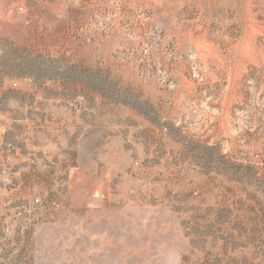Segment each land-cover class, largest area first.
Masks as SVG:
<instances>
[{"label":"rangeland","instance_id":"374dc122","mask_svg":"<svg viewBox=\"0 0 264 264\" xmlns=\"http://www.w3.org/2000/svg\"><path fill=\"white\" fill-rule=\"evenodd\" d=\"M0 264H264V0H0Z\"/></svg>","mask_w":264,"mask_h":264}]
</instances>
